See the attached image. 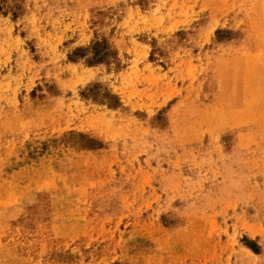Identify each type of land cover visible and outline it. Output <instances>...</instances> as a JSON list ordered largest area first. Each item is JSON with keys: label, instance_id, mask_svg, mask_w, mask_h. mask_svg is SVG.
I'll use <instances>...</instances> for the list:
<instances>
[{"label": "rangeland", "instance_id": "1", "mask_svg": "<svg viewBox=\"0 0 264 264\" xmlns=\"http://www.w3.org/2000/svg\"><path fill=\"white\" fill-rule=\"evenodd\" d=\"M0 264H264V0H0Z\"/></svg>", "mask_w": 264, "mask_h": 264}]
</instances>
